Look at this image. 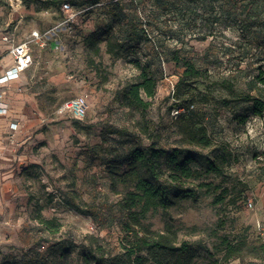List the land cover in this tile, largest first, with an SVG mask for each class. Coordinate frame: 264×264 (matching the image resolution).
I'll list each match as a JSON object with an SVG mask.
<instances>
[{
	"label": "rangeland",
	"instance_id": "374dc122",
	"mask_svg": "<svg viewBox=\"0 0 264 264\" xmlns=\"http://www.w3.org/2000/svg\"><path fill=\"white\" fill-rule=\"evenodd\" d=\"M65 2L74 15L63 11ZM91 33L106 35L112 52L103 42L95 55L86 43ZM5 35L31 39L34 62L16 89L35 98L44 121L5 137L12 160L0 163V264H83L98 244L110 259L121 252L123 194L111 191L107 164L134 146L179 145L172 115L179 100L195 105L197 127L235 157L223 175L192 181L194 196L151 208L144 221L175 230L199 264H264V111L254 114L247 98L264 101L257 79L264 71V0H0L3 55ZM187 63L200 73L184 76ZM142 68L158 80L152 99L143 93L151 100L144 110L128 95ZM76 95L89 103L83 119L60 112ZM199 151L200 158L208 154ZM14 168L4 182L2 173ZM41 218L60 230L51 232ZM241 239L249 243L243 256L224 261L228 241Z\"/></svg>",
	"mask_w": 264,
	"mask_h": 264
},
{
	"label": "trees",
	"instance_id": "16d2710c",
	"mask_svg": "<svg viewBox=\"0 0 264 264\" xmlns=\"http://www.w3.org/2000/svg\"><path fill=\"white\" fill-rule=\"evenodd\" d=\"M103 42L107 43L108 52H112V41L103 33H91L86 37L88 48L95 55L100 54ZM199 73L200 70L193 64H186L184 76ZM140 79L129 85L128 95L136 107L144 110L151 100L145 99L143 93L152 99L157 93L158 80L144 68ZM257 79L264 84L263 70ZM247 98L254 102V114H262L264 101L251 95H247ZM191 104L187 100H179L172 109L179 105L189 107ZM193 112L191 109L174 118L179 145L172 149L155 142L145 147L134 146L125 159H113L107 164L106 175L110 180L111 191L123 194L119 200L120 209L124 213L121 223L122 251L110 259L103 245L98 244L95 248L91 245L83 255V264H199L190 242L180 240L175 230L168 226L163 231L155 230L144 221L145 213L151 208H168L188 196H194L197 189L191 185L192 181L200 179L204 174L223 175L235 157L227 144L214 142L205 127H197L192 120ZM247 117H242L243 122ZM200 149L208 150L203 158L196 155L202 154ZM41 222L53 233L60 230L61 224L54 219L41 218ZM248 246L246 239L228 241L222 259L226 261L243 256ZM2 264L25 263L4 261Z\"/></svg>",
	"mask_w": 264,
	"mask_h": 264
},
{
	"label": "built area",
	"instance_id": "2783aa9c",
	"mask_svg": "<svg viewBox=\"0 0 264 264\" xmlns=\"http://www.w3.org/2000/svg\"><path fill=\"white\" fill-rule=\"evenodd\" d=\"M62 9L70 15L75 14L73 6L69 2L63 3ZM31 37L35 38L37 41L42 40L39 31H33ZM3 38L6 44H8V53L12 57V64L4 71V73L0 75V114H5L8 111V104L4 100L5 92L2 91L1 88H3L11 80L20 77L32 66L34 62V50L31 45V39L17 40L16 38L9 37L8 35H5ZM45 43L46 41L43 40L42 45ZM194 106L195 105L192 103L189 107L183 105L174 107L172 109V115L174 118H177L182 113L190 112ZM88 107L89 103L87 98L83 95H76L66 99L62 103L60 106V112L70 113L78 119H83L87 114ZM10 128L12 130H16L18 128V122H12ZM249 205L252 206L253 203L249 202Z\"/></svg>",
	"mask_w": 264,
	"mask_h": 264
},
{
	"label": "crops",
	"instance_id": "0c3cea01",
	"mask_svg": "<svg viewBox=\"0 0 264 264\" xmlns=\"http://www.w3.org/2000/svg\"><path fill=\"white\" fill-rule=\"evenodd\" d=\"M7 46L8 45H6V47ZM1 47L0 75L4 73V71L12 64V57L9 53L7 55H3ZM17 84L13 85V83L9 82L3 88H1L2 90H5L4 100L8 104L7 113L0 114V156L4 154L3 156H1L2 158L0 159V163L5 166H8V161L12 160L10 159L12 158V153L7 154V147L6 145H3L5 143V137H19L23 133V128H26L25 130L28 131L30 129L38 127L44 121L43 112L36 104L35 98L29 92L17 91ZM12 122H18V128L16 130H12L10 128ZM6 155H8V157L5 158ZM16 173L17 169H8L2 173L1 178L4 180V182L9 181L12 179V177L15 176ZM0 210L1 212H3L2 207H0Z\"/></svg>",
	"mask_w": 264,
	"mask_h": 264
},
{
	"label": "bare ground",
	"instance_id": "6f19581e",
	"mask_svg": "<svg viewBox=\"0 0 264 264\" xmlns=\"http://www.w3.org/2000/svg\"><path fill=\"white\" fill-rule=\"evenodd\" d=\"M21 77L15 78L11 80L10 82L13 83V85H16L20 81Z\"/></svg>",
	"mask_w": 264,
	"mask_h": 264
}]
</instances>
